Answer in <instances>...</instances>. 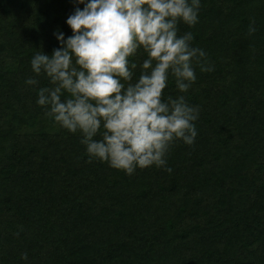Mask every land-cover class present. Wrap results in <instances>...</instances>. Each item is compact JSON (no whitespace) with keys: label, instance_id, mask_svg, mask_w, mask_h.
<instances>
[{"label":"trees","instance_id":"1","mask_svg":"<svg viewBox=\"0 0 264 264\" xmlns=\"http://www.w3.org/2000/svg\"><path fill=\"white\" fill-rule=\"evenodd\" d=\"M73 10L0 0V264H264V0H201L198 23L179 25L214 68L194 64L184 94L198 135L174 142L171 172L132 175L89 163L79 134L45 115L46 77L25 84ZM164 92L178 94L171 77Z\"/></svg>","mask_w":264,"mask_h":264},{"label":"clouds","instance_id":"2","mask_svg":"<svg viewBox=\"0 0 264 264\" xmlns=\"http://www.w3.org/2000/svg\"><path fill=\"white\" fill-rule=\"evenodd\" d=\"M72 3L65 20L71 35L54 29L57 46L30 58L34 75L25 84L36 87L44 76L50 85L37 88V105L79 134L89 163L106 162L127 175L153 165L171 172L166 157L174 142L192 145L198 135L200 109L184 95L197 79L194 64L214 70L205 50L193 46L192 32L179 30L198 23L201 0ZM140 52L146 58L137 64ZM170 77L175 96L164 92ZM21 258L27 261V253Z\"/></svg>","mask_w":264,"mask_h":264},{"label":"rangeland","instance_id":"3","mask_svg":"<svg viewBox=\"0 0 264 264\" xmlns=\"http://www.w3.org/2000/svg\"><path fill=\"white\" fill-rule=\"evenodd\" d=\"M1 113V112H0Z\"/></svg>","mask_w":264,"mask_h":264}]
</instances>
